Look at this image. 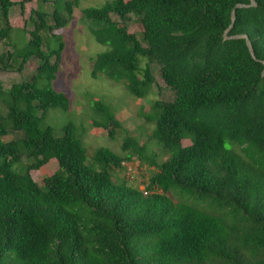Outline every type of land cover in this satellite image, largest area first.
Returning <instances> with one entry per match:
<instances>
[{"label": "trees", "instance_id": "obj_1", "mask_svg": "<svg viewBox=\"0 0 264 264\" xmlns=\"http://www.w3.org/2000/svg\"><path fill=\"white\" fill-rule=\"evenodd\" d=\"M30 1L0 0L7 44L11 10L23 14ZM80 1L56 0L51 12L39 1L23 17L29 40L0 54L5 69L38 61L30 81L6 90L0 80V102L11 99L0 116V264H264V0H111L83 10L95 41L109 46L91 59L93 78L147 99L156 87L147 59L174 92L141 112L149 141L169 155L162 163L100 101L93 127L112 140L125 134L123 155L101 147L89 163L73 125L62 136L42 128L51 109L71 103L39 86L56 79L64 49L62 40L50 49L45 34L65 29ZM242 35L255 58L245 39L231 38ZM54 159L59 171L38 185L31 173ZM135 159L154 169L147 195L115 177Z\"/></svg>", "mask_w": 264, "mask_h": 264}, {"label": "rangeland", "instance_id": "obj_2", "mask_svg": "<svg viewBox=\"0 0 264 264\" xmlns=\"http://www.w3.org/2000/svg\"><path fill=\"white\" fill-rule=\"evenodd\" d=\"M20 2L21 0H13ZM41 0H31L25 5L22 14L20 7H14L10 12V25L14 28V33L11 37L10 44L7 40L0 39V54L13 53L12 44L20 42L22 48L26 41L29 40V34L23 32L24 21L30 16V12L37 8V3ZM50 0L46 4H40V9L53 10V2ZM111 0H81L78 8L74 11V20H72L65 29L55 30L53 33L45 34V39L50 49L59 47V40H62L64 49L61 56V66L56 79L43 80L39 83L42 88H51L57 92L65 94L70 99L69 110L59 108L51 109L42 128L52 127L57 136H62L65 132V127L73 125L76 129L77 137H80L85 148L87 149L88 162H93V157L97 149L101 147L109 148L117 154H122V144L126 137L125 134L137 138L141 144H146L150 151L149 155H156L157 162L162 163L169 158L167 152L164 151L160 143L149 141L148 137L153 130V125L147 123L141 112L148 113L151 103L154 101L171 102L174 99V92L167 88L166 84L161 79L160 68L156 63H151L149 60H142V67L150 64L155 78L156 87L153 94L147 99L139 100L132 96L122 83L111 82L104 77L97 79L92 77V62L91 59L97 55L108 51L109 46L98 44L91 35L88 26L82 19L83 10L87 8H101ZM2 10H0V28L5 27ZM113 19L118 21V17L113 15ZM29 22H26V31L32 30ZM129 29H133L134 23H128ZM25 36V37H22ZM25 38V39H22ZM22 46V47H21ZM19 59L15 62H10L9 69H5L0 64V80L3 82L4 88L8 90L16 82L30 81L36 72L38 64L37 60H31L20 71L18 67ZM103 102L111 107L117 119L121 122L125 134L118 133V137L112 140L107 132H102L93 127L95 120H100L101 117L95 112V103ZM11 99L0 102V116L4 117L8 111V105ZM20 136V133H15L4 137L5 141H11ZM186 144V143H185ZM131 163V162H129ZM26 164V161H22ZM132 171L135 174V180L128 179L125 170H116L115 177L118 180L127 179L131 185L143 188L146 185L148 178L153 174L154 169L147 164L142 165L138 159L132 161ZM20 162L14 169L20 170ZM59 171V165L56 160L51 162L44 168L31 173L34 181L44 186V179L47 176L55 174ZM169 197L173 198L170 194ZM174 201L176 199L173 198Z\"/></svg>", "mask_w": 264, "mask_h": 264}, {"label": "water", "instance_id": "obj_3", "mask_svg": "<svg viewBox=\"0 0 264 264\" xmlns=\"http://www.w3.org/2000/svg\"><path fill=\"white\" fill-rule=\"evenodd\" d=\"M251 6H256V3L254 2V1H252L251 2ZM247 6H244V5H238L237 7H236V9L238 8V9H240V8H246ZM232 21H233V23L236 21V13H235V11H233V13H232ZM232 28V27H231ZM230 28V29H231ZM228 32H229V30L225 33V38L226 39H230L229 37H228ZM232 39H245L246 40V43H247V46H248V48H249V50H250V52H251V55H252V57L253 58H255V55H254V51H253V48H252V45H251V43H250V41H249V39H248V37L246 36V35H242V36H235V37H231Z\"/></svg>", "mask_w": 264, "mask_h": 264}, {"label": "clouds", "instance_id": "obj_4", "mask_svg": "<svg viewBox=\"0 0 264 264\" xmlns=\"http://www.w3.org/2000/svg\"><path fill=\"white\" fill-rule=\"evenodd\" d=\"M132 163V162H131ZM131 163H129V162H123L122 163V165L125 167V172H126V176H127V178L128 179H131V180H135V178H136V176H135V174L136 173H134V172H132L131 173V175L129 176L128 175V168L130 167V166H132V164ZM133 167V166H132ZM140 185V183H138V186ZM132 186H134V185H132ZM138 186H134V187H137V188H139ZM140 190H142L143 192H144V194H145V191H144V189H145V185L143 184V188H139Z\"/></svg>", "mask_w": 264, "mask_h": 264}, {"label": "built area", "instance_id": "obj_5", "mask_svg": "<svg viewBox=\"0 0 264 264\" xmlns=\"http://www.w3.org/2000/svg\"><path fill=\"white\" fill-rule=\"evenodd\" d=\"M132 172H133V171H132V168H131V167H129V168H128V175L130 176ZM145 195H147V193H146V192H145Z\"/></svg>", "mask_w": 264, "mask_h": 264}]
</instances>
